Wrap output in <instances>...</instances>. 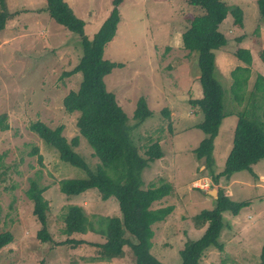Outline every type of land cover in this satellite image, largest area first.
<instances>
[{
  "label": "rangeland",
  "instance_id": "374dc122",
  "mask_svg": "<svg viewBox=\"0 0 264 264\" xmlns=\"http://www.w3.org/2000/svg\"><path fill=\"white\" fill-rule=\"evenodd\" d=\"M65 1L85 22V35L90 40L113 9V0ZM226 1L231 9H242L244 21L243 26L236 25L230 14L220 26L228 42L215 52V75L224 89L226 117L214 142V175L225 170L233 150L237 113L246 112L245 105L253 98L261 102V95L251 92L258 76L264 77V17L259 14L257 0ZM6 4L14 16L0 32V119L7 126L0 132V233L10 232L14 242L0 251V264H134L129 247L124 248L123 258L107 262L100 260L92 246L55 245L67 239L60 232L65 226L60 216L67 206L83 207L89 221L90 230L72 239L94 244L105 243L108 227L102 220L122 215L118 200L104 201L97 190L73 197L63 195L62 181L83 179L86 174L63 162L56 149L30 130L32 124L40 122L52 130L63 126L68 141L80 137L78 115L68 114L64 107L65 98L77 92L83 80L81 73H73L83 57L80 37L50 17L47 0H6ZM119 9L117 33L104 54L106 60L119 66L105 78L106 88L115 94L131 124L139 100H146L154 116L137 126L134 141L142 154L150 137L159 141L164 158L151 162L143 171V188L169 184L173 189V195L153 205L154 209H174L166 221L154 227L152 254L162 264H182L185 245L200 239L206 230L196 217L213 210L218 191H222L236 202L249 204L238 216L224 213L220 237L224 249L208 252L201 264H259L264 245V160L252 167L254 174L242 171L228 179L222 177L216 184L205 160L195 153L206 138L198 128L204 115L190 104L191 99L203 98L199 55L184 50L181 38L202 11L186 0H124ZM240 49L251 51L253 57L242 106L232 91V72L245 66L235 55ZM165 109L169 118L162 114ZM251 116L264 123L263 115ZM76 152L92 169L98 166L83 137ZM31 181L47 189L44 197L51 207L48 226L54 244L37 238L40 226L27 195ZM213 191L216 195H211ZM126 238L136 243L129 233Z\"/></svg>",
  "mask_w": 264,
  "mask_h": 264
},
{
  "label": "trees",
  "instance_id": "16d2710c",
  "mask_svg": "<svg viewBox=\"0 0 264 264\" xmlns=\"http://www.w3.org/2000/svg\"><path fill=\"white\" fill-rule=\"evenodd\" d=\"M191 7L199 8L202 14L195 16L188 29L182 34L183 49L189 54L198 53L200 84L203 98L190 100V104L199 107L204 115L203 122L198 128L204 132L206 138L200 143L195 153L199 159L205 160L206 169L210 170L216 184L220 178H231L235 173L248 171L253 173L252 167L264 160V123L257 117L264 116V77L258 76L251 94L259 93L261 102L253 98L246 112L237 113L238 124L235 131L233 150L229 154L225 170L214 175L213 152L214 142L219 134L224 112V89L215 75V52L227 45L226 36L220 31V26L228 15L234 18L235 24L243 26L244 14L241 8L231 9L226 0H186ZM124 0H113V9L101 29L92 40L85 35V22L79 19L65 0H47V12L50 17L68 31L81 39L83 57L73 71L81 73L83 80L77 92H71L64 100L65 111L77 114V127L80 137H83L93 153L92 158L99 161L92 169L87 161L76 152L80 145V137L68 141L63 136L64 127L54 130L45 124L37 122L30 126V130L38 134L49 147L59 152L60 159L71 166L82 170L86 174L83 179H71L60 183V191L67 197L79 196L90 190H97L101 199L107 201L116 198L122 218L110 217L102 220L107 225L105 243L94 244L84 240H73V235H84L89 224L87 213L81 206L70 205L62 212L64 228L60 230L65 241H59L58 247L92 246L96 248L100 260L110 262L123 258L124 248L129 247L134 258V264H162L153 254L154 227L163 223L172 214L173 207L154 209V203L173 195L169 184L161 186L151 185L143 188L142 173L151 162L164 158L159 141L149 138L144 154L134 141L133 131L137 126L154 116L144 98L138 102L133 122L118 104L115 94L108 92L105 78L119 65L104 58L106 46L113 41L121 20L120 7ZM258 10L264 17V0H257ZM7 8L6 0H0V32L8 20L12 19ZM236 57L245 65L232 72L233 94L235 101L242 106L249 87L252 53L246 49L236 52ZM264 58V55H263ZM69 73L68 75H72ZM252 95V96H253ZM261 112V114H259ZM167 118L170 112H162ZM7 126L0 119V132L6 131ZM172 131V123L169 124ZM40 160L42 157L40 156ZM46 188H41L36 181H31L28 197L33 203V215L40 226L37 238L42 243L54 244V236L49 229V214L51 207L45 199ZM213 210L203 211L196 217L201 228H206L203 236L190 241L181 252L182 264H201L206 254L212 250L223 251L220 243L223 233L224 213L229 212L238 216L240 211L249 204L247 201L236 202L222 191H218ZM0 207V217H1ZM1 220V219H0ZM94 228L93 225H91ZM129 233L136 243L126 238ZM14 242L10 232L0 233V251ZM264 264V245L261 249L260 263Z\"/></svg>",
  "mask_w": 264,
  "mask_h": 264
},
{
  "label": "water",
  "instance_id": "95a60500",
  "mask_svg": "<svg viewBox=\"0 0 264 264\" xmlns=\"http://www.w3.org/2000/svg\"><path fill=\"white\" fill-rule=\"evenodd\" d=\"M211 195H216V191L211 192Z\"/></svg>",
  "mask_w": 264,
  "mask_h": 264
},
{
  "label": "built area",
  "instance_id": "2783aa9c",
  "mask_svg": "<svg viewBox=\"0 0 264 264\" xmlns=\"http://www.w3.org/2000/svg\"><path fill=\"white\" fill-rule=\"evenodd\" d=\"M205 187H207V188H208V186H205Z\"/></svg>",
  "mask_w": 264,
  "mask_h": 264
}]
</instances>
